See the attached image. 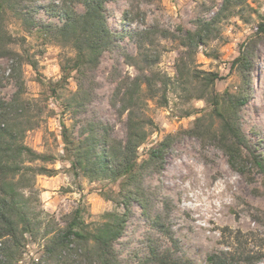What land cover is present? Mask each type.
Segmentation results:
<instances>
[{
	"label": "rangeland",
	"instance_id": "rangeland-1",
	"mask_svg": "<svg viewBox=\"0 0 264 264\" xmlns=\"http://www.w3.org/2000/svg\"><path fill=\"white\" fill-rule=\"evenodd\" d=\"M225 1L108 3V26L118 35V50L103 54L95 71L99 84L96 97L88 103L87 112L77 104L75 73L68 82L58 85L62 66L75 58L73 45L39 29L28 30L8 13L0 46L18 56L0 59V114H7V120L17 125V142L55 160L26 163L53 170V176L29 173L14 179L16 189L29 204L31 218L42 221V230L37 239L27 236L11 258L0 251V264H45L41 234L51 219L54 227H50L63 228L81 209L86 231L95 234L106 223L114 222L112 214L124 212L118 203L120 181L76 173L64 159L63 132L65 126L78 141L81 120L89 113L109 122L116 139L125 142L129 116L126 93L140 67L149 75L152 70L160 72L163 80L155 77L152 90L143 85L141 101L135 103L133 117L146 122L148 133L139 149L141 162L167 136L193 129L198 118L204 117L203 125L217 130L218 119L211 116L206 99H201L206 94L204 78L208 72L217 73L220 94L243 93L247 72L234 66L233 61L241 45L264 22V0H242V5L230 9H226ZM36 6L38 19L54 29L65 22L63 8L84 12L79 0H37ZM203 31L197 48L193 41L187 47L180 39ZM155 61L157 64L151 67ZM251 77L253 98L243 109L242 119L247 134L264 151V44ZM146 183L154 194V210L163 213L169 234L164 236L156 230L148 214L135 205L118 245L123 262L140 264L135 256L145 253L146 244L153 241L178 263L208 264L211 254L232 251L234 237L241 232L247 251L259 255L252 264H264V178L253 173L250 180L234 170L215 143L184 135L166 155L163 173L148 177ZM72 259L70 264H96L78 256Z\"/></svg>",
	"mask_w": 264,
	"mask_h": 264
},
{
	"label": "trees",
	"instance_id": "trees-1",
	"mask_svg": "<svg viewBox=\"0 0 264 264\" xmlns=\"http://www.w3.org/2000/svg\"><path fill=\"white\" fill-rule=\"evenodd\" d=\"M118 1L120 0H79L84 12L80 13L69 7L63 8L65 22L54 29L51 26H44L38 19L37 0H0V43L4 38L3 22L8 13L22 21L28 30L39 29L71 43L76 55L71 63L62 66L63 75L58 85L68 82L75 73L79 97L77 104L79 109L83 108V111L87 112L88 103L96 97L99 84L95 78V71L101 64L102 56L106 51L115 54L118 50V35L108 26L107 14V4ZM225 4L226 9H230L242 5V0H226ZM202 33L200 35L190 33L186 38L180 39L187 47L190 45L189 41H193L194 47L197 48L201 43L199 39L202 41L201 37L205 35L204 31ZM262 44L264 22L260 23L255 34L241 45L240 54L233 61L234 66L247 72L248 84L243 93L220 94L216 89L219 74L213 72L206 74L204 78L206 94L201 95V99H206L212 108L211 116L218 119L217 130H212V126L203 125L204 117L198 118L193 129L167 136L151 149L148 159L142 162L139 149L145 143L148 133L145 130L146 122L135 120L133 111L137 102L141 101L143 85L152 90L155 77L163 82L160 72L152 70V74L149 75L136 64L140 67V72L133 79L130 91L126 93V110L129 116L126 121L125 142L116 139L109 122L89 116V113L81 120L82 130L78 141L73 139L64 126L66 155L64 159L72 164L76 173L82 172L86 177L120 181L118 203L124 212L112 214L114 222L106 223L95 234L86 231L81 209L74 212L63 228L50 227V225L54 227V220L51 219L41 234L45 240L43 247L45 264H70L74 256L82 257V261L92 260L96 264H126L121 260L118 245L125 236L128 219L133 215L135 205L140 206L144 213L148 214V219L153 221L156 230L167 236L169 228L165 225L163 213L154 210L152 202L154 194L146 181L154 174L163 173L166 155L184 135L196 137L204 143L208 140L215 143L226 154L230 166L244 177L252 180V174L256 173L264 178V151L260 150L259 145L247 134L242 119L243 109L253 98L251 71L257 62ZM15 56L18 55L0 46V59H11ZM116 61L119 62L118 57ZM155 64L157 61L151 62L150 66ZM17 129L15 122L13 124L7 120V114H0V251L7 258H11L14 252L21 249L27 236L37 239L42 230V221L36 222L37 220L31 218L29 204L16 189L14 179L19 175L25 177L29 173L54 175L53 170L26 165L38 161L50 162L55 158L40 154L31 147L17 142ZM234 240L235 247L232 251L211 254L208 256V264H252L260 259L258 253L251 254L247 251V242L241 232L235 235ZM144 251L142 255L135 256L140 264H181L174 260L166 249L153 241L146 244Z\"/></svg>",
	"mask_w": 264,
	"mask_h": 264
}]
</instances>
